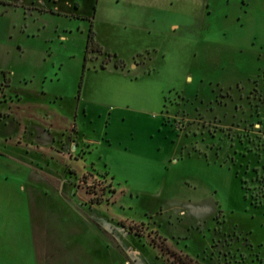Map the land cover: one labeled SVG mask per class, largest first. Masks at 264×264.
Wrapping results in <instances>:
<instances>
[{
  "label": "rangeland",
  "instance_id": "rangeland-1",
  "mask_svg": "<svg viewBox=\"0 0 264 264\" xmlns=\"http://www.w3.org/2000/svg\"><path fill=\"white\" fill-rule=\"evenodd\" d=\"M161 240L264 264V0H0V264Z\"/></svg>",
  "mask_w": 264,
  "mask_h": 264
},
{
  "label": "trees",
  "instance_id": "trees-1",
  "mask_svg": "<svg viewBox=\"0 0 264 264\" xmlns=\"http://www.w3.org/2000/svg\"><path fill=\"white\" fill-rule=\"evenodd\" d=\"M91 37V35H90ZM90 42V40H89ZM86 58V57H85ZM121 63V62H120ZM162 245L165 247L167 253H169L170 259H166L169 264H204L201 261L195 259L190 256L188 253L177 252L176 250H172L171 248L166 246L165 240H161Z\"/></svg>",
  "mask_w": 264,
  "mask_h": 264
},
{
  "label": "crops",
  "instance_id": "crops-1",
  "mask_svg": "<svg viewBox=\"0 0 264 264\" xmlns=\"http://www.w3.org/2000/svg\"><path fill=\"white\" fill-rule=\"evenodd\" d=\"M74 6L79 7V2H78V1H75V2H74ZM74 12H75V11H74ZM2 256L5 257V258L7 257V256H6V253H5L4 251H2V248H1V246H0V259H2Z\"/></svg>",
  "mask_w": 264,
  "mask_h": 264
}]
</instances>
